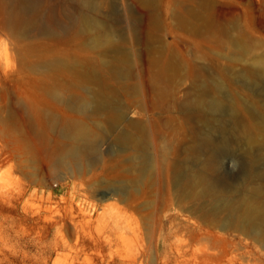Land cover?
Segmentation results:
<instances>
[{"label": "rangeland", "instance_id": "obj_1", "mask_svg": "<svg viewBox=\"0 0 264 264\" xmlns=\"http://www.w3.org/2000/svg\"><path fill=\"white\" fill-rule=\"evenodd\" d=\"M42 1L46 5L43 22L56 29V38L39 30L24 37L12 35V30L0 25V264H264V247L252 236L222 229L221 220L209 213L198 216L187 210L189 203L178 197L170 167L201 133L212 129L214 138L221 136L212 121L196 123L197 112L184 114L179 109L193 89L190 67L202 68L207 81L222 80L249 118L241 98L252 93L236 76L245 67L260 66L256 60L264 58V31L258 25L248 31L244 39L249 49L241 53L231 44L241 39L239 30L246 29L241 17L230 36L192 37L180 31L177 17L171 16L178 14L184 1L175 0L168 13V0H161L162 32L153 47L172 58L178 68L176 78L168 86L160 78L156 81L165 97L151 93L150 80L157 79L159 70L150 60L158 55L147 54L144 43L129 41L125 48L134 68L133 75L125 78L139 89L128 93L118 90L113 80L105 84L99 75L95 88L86 80L75 82L71 71L52 64L53 59H70L68 52L79 47L63 41L62 10L53 11L58 0ZM216 1L222 7L229 1L237 6V13L243 12L240 2L248 8L242 0ZM116 2L122 11L121 0ZM254 6L258 22L264 0H255ZM82 53L90 60L98 55L90 42L81 47ZM262 86L264 82L257 83V93ZM100 89L124 116L121 132L134 131L130 121L147 129L146 145L134 131L151 164L146 177L131 161L135 151L110 135L101 141L99 162L85 160L80 167L72 161L65 166L56 163L67 142L54 122L79 121L101 128L104 113L81 108L92 90L96 94ZM257 110L264 114L260 97ZM234 148L220 154L212 170L215 179L236 180L242 164L248 162L243 151ZM261 165L264 160L256 164ZM113 190L117 191L114 200L107 202Z\"/></svg>", "mask_w": 264, "mask_h": 264}, {"label": "bare ground", "instance_id": "obj_2", "mask_svg": "<svg viewBox=\"0 0 264 264\" xmlns=\"http://www.w3.org/2000/svg\"><path fill=\"white\" fill-rule=\"evenodd\" d=\"M243 1L248 8L240 2L238 5L243 8V12L237 13V6L231 5L229 1L222 7L216 0H182L178 14L172 13L171 16L177 17L179 30L192 37H202L209 33L230 36L231 31L238 29L237 18L241 17L240 21L245 23L246 29L239 30L241 39L231 44L245 53L249 49L244 39L248 31L257 29V25L264 31V12L257 22L255 0ZM58 3L53 6V11L58 13L62 10L64 20L60 23V30L65 34L63 41L71 40L79 49L77 52L70 50L68 54L72 56L65 62L53 59V65H61L64 70L72 72L73 81L86 80L93 88L95 76L99 75L105 84L115 81L118 90L137 92L139 88L131 86L125 78L130 77L134 68V59L127 53L125 46L129 41L136 45L144 43L147 54L158 55L156 59L154 57L150 60V65L158 68L159 75L154 81L150 80L149 90L158 96L165 95L164 88L161 90L156 81L160 78V82L167 86L173 84L178 68L172 58L164 56L165 52L153 47L154 38L162 32L159 15L161 0H121L120 12L116 0H58ZM174 3L175 0L167 1L168 13L174 8ZM44 5L42 0H0V25L7 26V31L12 30V35L16 32L24 37L39 30L46 37H53L57 33L56 29L49 27L42 19ZM87 42H90L94 50L97 49L98 55L94 60L85 59L84 53L81 54V47ZM257 63L260 65L258 68L245 67L236 76L252 93V96H246L248 98H241L249 118L243 116L238 102L226 92L222 80L207 81L202 68L190 67L189 77L194 79L193 89L186 94L179 109L184 114L192 109L197 112L194 115L196 123L207 125V121H212L221 136L214 138L212 129L201 133L181 152L183 158L173 162L170 167L174 174V188L180 199L188 201L189 212L198 216V213H209L221 220L222 229H233L252 236L264 247V165L256 166L264 160V114L257 110V97L261 98L264 106V86L257 93V83L264 82V58L258 62L256 60ZM85 68L88 71L82 72ZM170 71L173 73L169 74ZM92 92L81 108L91 114L104 113L105 124L99 129H92L79 121L56 120L54 125L60 128L67 142L66 147L56 156V163L65 166L72 161L80 167L85 160L90 163L99 162L102 158L101 141L110 135L121 146L135 151L131 161L146 177L152 170L142 146V141L146 145L145 140L149 137L147 129L139 122H129V126L140 134L142 141L137 139L132 130L121 132L119 129L124 118L121 111L117 110L113 100L102 89L96 94L95 90ZM216 147L219 151L214 150ZM234 147L243 151L248 162L242 164L236 180L215 179L212 170L218 165L220 154ZM206 149L209 152L206 153ZM115 193L117 191L113 190L107 202H113Z\"/></svg>", "mask_w": 264, "mask_h": 264}]
</instances>
